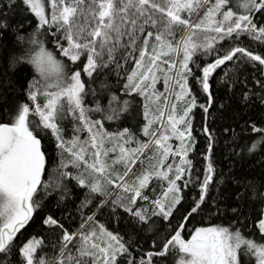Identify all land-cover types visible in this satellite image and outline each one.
Here are the masks:
<instances>
[{
	"label": "snow or ice",
	"instance_id": "obj_1",
	"mask_svg": "<svg viewBox=\"0 0 264 264\" xmlns=\"http://www.w3.org/2000/svg\"><path fill=\"white\" fill-rule=\"evenodd\" d=\"M0 264H264V0H0Z\"/></svg>",
	"mask_w": 264,
	"mask_h": 264
}]
</instances>
